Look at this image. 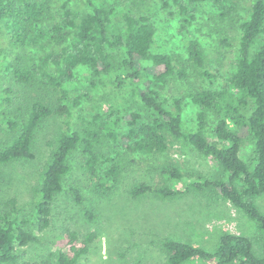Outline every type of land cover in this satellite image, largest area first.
<instances>
[{"label":"trees","instance_id":"obj_1","mask_svg":"<svg viewBox=\"0 0 264 264\" xmlns=\"http://www.w3.org/2000/svg\"><path fill=\"white\" fill-rule=\"evenodd\" d=\"M53 1L0 0V35L4 34L7 43L17 51L7 66L12 78L23 85L39 84L42 92L52 88L60 94L57 102L34 95L29 102L15 103L11 95L6 96V103L0 110V122L11 137L0 146V165L35 158V143L46 127L47 119L72 116V109L80 104V100L71 97L64 83L74 78L79 67L91 69L94 76L116 72L113 85L121 88L129 84L149 117L144 119L139 111L125 114L129 129L120 135L117 131L120 118L110 120L98 112L90 118L81 116L78 128H73L68 120L65 130L53 133L47 141L51 148L50 158L35 188L37 199L33 221L21 219L17 198L7 201L0 198V208L2 205L10 207L5 212L0 210V264L19 263L17 243L26 246L42 242L29 224L32 223L39 232L50 228L55 203L62 193L70 196L86 221L97 220V212L89 204L84 187L67 180L75 161L79 162V169L85 175L89 192L102 195L109 190L108 181L111 178L117 180L122 174L128 154H163L172 139L190 143L211 157L219 165L220 173L214 177L199 175L185 188L174 189L169 181L182 179L183 172L175 162L158 164L155 170L165 177L163 184L153 187L146 182L135 183L130 189L131 197L138 199L153 193L173 199L189 191L218 194L255 223L258 238L223 231L215 246L207 249L186 240L166 237L161 239L160 246L166 254L167 264H184L190 260L211 264H264V213L258 205V198L264 195V40L252 52L258 37L264 34V0H248L247 12L239 25L235 68L227 82L191 94L198 106L196 129L192 131L183 126L182 100L174 98L173 105L167 106L156 84H165L171 78L185 81L191 71L207 79L216 77L208 69L207 54L200 39L191 36L183 52H155L157 27L147 10H125L121 15L125 32L111 34L109 27L114 8L96 0H83L90 12L78 20L70 0H65L52 27L55 39L63 47L45 58L46 64L53 63L55 71L40 69L26 47L37 41L34 26L55 18ZM150 1L146 0V4ZM240 1L226 4L224 0H167L163 6L178 13L181 27L187 29L198 22L200 7L206 2L213 3L220 11V43L231 46L225 22L240 11ZM1 54L0 46V57ZM7 91L12 93L11 89ZM210 115L214 117L215 141L208 136ZM105 140L110 145L108 160L111 164L101 170L103 154L99 147ZM246 144L252 145V153L245 160L241 153ZM64 234L70 252L58 251L55 264H77L98 237L97 232L80 234L68 226L64 227Z\"/></svg>","mask_w":264,"mask_h":264},{"label":"rangeland","instance_id":"obj_2","mask_svg":"<svg viewBox=\"0 0 264 264\" xmlns=\"http://www.w3.org/2000/svg\"><path fill=\"white\" fill-rule=\"evenodd\" d=\"M65 0H54L52 9L55 18L34 26L36 43L26 47V51L35 57L40 69L48 68L55 71L53 63L46 64L49 53L61 51L63 45L55 39L52 27L60 16V5ZM101 5L114 8L112 22L109 27L111 34L124 33L125 26L121 15L125 10L134 12L147 10L157 27V35L153 50L155 52H183L187 40L194 36L202 41L208 58V69L216 76L207 79L191 71L185 80L171 78L165 84H156L161 99L167 106H172L174 98H180L183 104V126L185 130L196 129L198 106L193 102L191 94L205 87L223 86L233 72L238 56L239 25L241 17L247 12L248 0H241L240 11L234 13L225 22L231 46L220 43L219 9L213 3L206 2L200 7L199 20L195 26L187 29L181 27V16L173 9L165 8L167 0H96ZM233 0H224L226 4ZM153 2V3H152ZM70 6L80 20L90 12L83 0H70ZM173 13V15H172ZM264 40L260 35L253 45L252 52L257 50ZM2 54L0 57V110L6 103L8 95L13 101L29 102L32 96L42 95L50 101L57 102L59 92L52 88L44 90L39 84L23 85L16 82L7 66L17 53L0 35ZM148 65V62H144ZM122 74L124 72L120 70ZM116 72L94 76L91 69L79 67L72 80L65 81L71 97L78 98L80 104L72 109V116H53L47 119L35 143L36 157L18 162L0 165V198L7 201L17 198L20 217L32 220L35 216L34 202L37 199L35 188L38 186L45 164L50 158L47 146L49 137L67 128V122L73 128L80 125V117L90 118L98 112L104 113L110 120L120 118L117 125L119 134L129 129L125 114L133 111L143 113L144 119L149 117L144 105L136 98L132 87L125 84L115 87L112 83ZM96 82V84H93ZM8 89L12 93H8ZM5 105V104H4ZM4 107V106H3ZM214 117L210 115L208 136L215 141L212 132ZM11 134L0 122V146L8 142ZM101 156L100 169H107L111 164L110 145L105 140L99 147ZM252 153V145L246 144L241 156L246 160ZM126 156L122 174L117 180L108 181L109 190L105 194L89 192L84 173L79 169V162H74L73 172L67 177L70 184L84 187L89 204L97 212V220L86 221L79 214V207L74 205L68 194L62 193L54 206L51 227L39 232L33 224L29 228L40 235L42 242L21 246L16 244V252L20 259L18 264H55L58 251L70 252L64 227H71L80 234L97 232V239L90 245L87 254L77 264H167L166 254L160 246L163 238L171 237L186 240L195 245L212 249L223 231L250 236L257 240L258 231L255 223L227 199L210 192L198 193L189 191L173 199H165L153 193L133 199L130 189L133 184L146 182L153 187L163 184L165 177L155 170L159 164L175 162L183 172L182 179H171L169 184L174 189H183L197 176L214 177L220 173L219 165L211 157L198 151L190 143L172 139L167 152L163 154L132 153ZM133 160V163H129ZM78 162V166H77ZM258 205L264 213V195L258 198ZM3 212L10 207L2 205ZM31 221V222H32ZM184 264H211L203 260H190Z\"/></svg>","mask_w":264,"mask_h":264}]
</instances>
